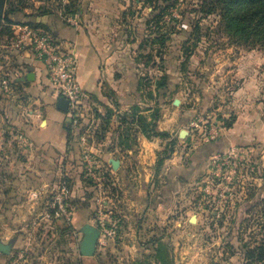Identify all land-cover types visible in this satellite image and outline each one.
Wrapping results in <instances>:
<instances>
[{"label": "rangeland", "instance_id": "rangeland-1", "mask_svg": "<svg viewBox=\"0 0 264 264\" xmlns=\"http://www.w3.org/2000/svg\"><path fill=\"white\" fill-rule=\"evenodd\" d=\"M203 1H26L28 14L49 10L86 28L102 62L138 76L134 90L121 87L133 97L126 106L108 85L86 93L70 128L78 163L68 168L62 156L38 168L45 153H34L20 125L34 106L23 84L37 70L29 58L50 80L49 66L25 28L37 26L14 25L19 0H0V17L12 21L0 19V264H264L248 252L264 231V21L253 35L233 23L256 6L263 15L264 0H236L227 18ZM143 137L156 144L152 157ZM172 155L182 158L176 193L165 182ZM71 173L96 204L85 225L99 233L92 255L85 226L56 213L60 196L75 211L88 203L70 194Z\"/></svg>", "mask_w": 264, "mask_h": 264}, {"label": "crops", "instance_id": "crops-1", "mask_svg": "<svg viewBox=\"0 0 264 264\" xmlns=\"http://www.w3.org/2000/svg\"><path fill=\"white\" fill-rule=\"evenodd\" d=\"M12 18L19 22L14 24L17 27L21 28L27 25V22H32L37 26L36 28L43 27L42 29L49 31L59 40L67 41L74 45L77 56V78L85 93L99 94L103 90V86L108 85L116 94L122 106L128 105L123 103V101L127 100L129 102L133 100V97L127 95L128 92H122L121 87L123 85L130 87L132 90L136 88L135 82L138 80L136 69L129 70L126 67H111L109 60L105 58L102 62V55L99 49L94 47L92 37L86 28L79 25H70L55 14L35 17L26 16L24 12H16L12 15ZM32 59L29 58L28 60L35 64L37 70L34 73V79L28 80V83L25 85L23 84V88L28 91V94L33 96L34 106L28 113L27 122L22 121L20 123L24 129V136L28 139L34 153H45L42 156H37L36 165L38 168L57 167L55 162L59 158L56 159V157L62 156L70 158L69 160L67 159V167L72 168L74 163L76 161L78 163L79 161L80 149L72 137L69 141L70 119L68 105L66 100L55 91L46 75L43 63L37 59ZM117 74L121 75V79L116 80ZM140 142V149L146 155L148 154L152 157V153L154 152L152 146H156V144L144 137L140 139ZM103 146L104 144H99L97 147L98 152H103L101 154L103 158L111 159L110 155H108L109 152H106L105 148H102ZM151 160L153 162L152 158ZM165 166V182L166 184L173 185V192L176 193L182 186V158L179 156L178 159L172 155L166 159ZM49 172V175H47L51 176L52 173L51 171ZM70 178L73 179L70 194H74L79 199L88 202L77 209L71 219L74 227L81 228L91 220L96 204L93 201L94 198H85V190L88 188L84 186L81 178L77 179L75 174L73 175L72 173L70 174ZM168 188L164 189V195L167 198H171L172 191ZM151 209L154 210V208ZM158 209L163 212L162 209L165 210V207L160 204Z\"/></svg>", "mask_w": 264, "mask_h": 264}, {"label": "built area", "instance_id": "built-area-1", "mask_svg": "<svg viewBox=\"0 0 264 264\" xmlns=\"http://www.w3.org/2000/svg\"><path fill=\"white\" fill-rule=\"evenodd\" d=\"M28 30L30 43L33 45L39 57H45L49 66L50 81L59 96L68 103V114L70 116V128L78 122L80 105L87 98L77 78V56L72 43L61 41L52 33L42 28H31ZM66 185H62L61 193L65 195ZM56 213L72 219L75 207L69 202H64L63 196L57 199Z\"/></svg>", "mask_w": 264, "mask_h": 264}, {"label": "trees", "instance_id": "trees-1", "mask_svg": "<svg viewBox=\"0 0 264 264\" xmlns=\"http://www.w3.org/2000/svg\"><path fill=\"white\" fill-rule=\"evenodd\" d=\"M26 1L28 0H19L18 6L12 5V10H11L12 15L16 12H24L26 16H34V14H28L24 11L26 8L25 7ZM70 1H72L73 5H76L75 3L76 0H70ZM235 1L236 0H204L203 1L204 10H206V12L209 14H213V13L220 11L222 13V16H224V18H227L231 14L230 6ZM259 9L260 8L256 6L249 11L239 12L238 18L234 19L233 23L238 24L241 22L242 24H244V26H246L249 29V31L244 29L248 35L255 34L257 31H260L262 29V27H259V25L263 23L264 21V14L259 16V12H260ZM49 13H54V12L45 10L40 15L45 16ZM0 19H4L10 23L12 22L10 21L11 19H8V17H5V18L0 17ZM29 23L32 24V22H29ZM230 25L231 24L228 23V26ZM263 31H264V28H263ZM163 45H165V43H163ZM224 121L226 123V127L231 128L236 122V116H232L231 120L224 119ZM70 131H69V141L71 139ZM263 228H264V225H263ZM259 234L261 235L259 241L256 240L254 247L250 248L248 252L250 254V257L253 260L263 261L264 260V231L259 232Z\"/></svg>", "mask_w": 264, "mask_h": 264}, {"label": "water", "instance_id": "water-1", "mask_svg": "<svg viewBox=\"0 0 264 264\" xmlns=\"http://www.w3.org/2000/svg\"><path fill=\"white\" fill-rule=\"evenodd\" d=\"M3 10H4V2H0V16L3 15L4 12ZM27 78L28 80L34 79V73H29ZM114 163L118 164V162L116 161H114ZM84 228L88 231V234L84 241V253H86L87 255H92L94 254L97 247L99 233L89 226H85ZM3 250L6 251V248H3Z\"/></svg>", "mask_w": 264, "mask_h": 264}]
</instances>
